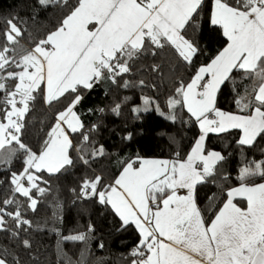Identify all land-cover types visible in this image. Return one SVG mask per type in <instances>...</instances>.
Listing matches in <instances>:
<instances>
[{"label":"snow or ice","instance_id":"1","mask_svg":"<svg viewBox=\"0 0 264 264\" xmlns=\"http://www.w3.org/2000/svg\"><path fill=\"white\" fill-rule=\"evenodd\" d=\"M36 4L68 11L55 30L30 49L20 48L24 31L14 18L7 20L2 33L0 166L6 167L11 187L10 195L0 201V232L19 237L20 231L33 226L25 209L35 212L38 198L48 193L45 174L53 176L75 166L73 152L84 165L105 156L104 145L93 137L100 125L86 127L82 118L85 110L79 106L85 94L105 82L137 86L124 77L146 56L157 57L167 49L180 67L193 69L191 76L175 83L167 114L149 97H141V105L131 111L139 118L154 110L175 122L177 109L183 110L199 130L194 143L174 159L137 153L121 160L119 175L110 181L100 174L83 179L78 197L95 198L119 217L122 229L137 230L139 240L130 264H264V183L252 182L254 177L264 178V159L241 167L237 186L221 188L223 199L210 219L197 200L198 186L214 183L226 160L221 151L207 146L210 135L237 130L236 143L246 147L264 138V0H76L74 4L36 0ZM202 15L204 29H219L224 39L214 56L195 67L204 49L189 33L200 30ZM150 68L163 71L155 62ZM235 73H240L238 84ZM226 82H232L236 111L218 107V94ZM144 84L143 79L138 81V86ZM38 98L45 106L62 107L33 150L22 137ZM120 108L117 103L112 112L119 115ZM134 135L128 131L122 139L131 142ZM17 160L20 169L12 167ZM237 198L247 206H238ZM208 199L215 203L217 196ZM6 217L14 221V229L8 228ZM88 231H93L91 225ZM64 239L86 242L89 237L81 233ZM22 242L31 247L27 239ZM0 264L8 261L0 258Z\"/></svg>","mask_w":264,"mask_h":264},{"label":"trees","instance_id":"2","mask_svg":"<svg viewBox=\"0 0 264 264\" xmlns=\"http://www.w3.org/2000/svg\"><path fill=\"white\" fill-rule=\"evenodd\" d=\"M69 2L74 4L76 0ZM67 11V7L56 5L42 8L36 4V0H0V43H3L2 33L7 27V20L14 18L24 31L20 48L30 49L35 41L55 30ZM204 18L202 15L200 30L189 33L204 49L196 59L195 67L214 56L224 39L219 29H204ZM154 62L162 65V72L151 71L150 65ZM192 72V68L180 67L169 50L165 49L157 57L146 56L131 74L124 77L137 83V86L124 88L105 82L86 93L79 106L85 110L82 118L86 127L93 123L100 125V130L93 133V137L96 144L104 145L105 156L84 165L78 154L73 152L74 167L53 176L45 174L49 180L48 193L38 198L35 212L24 211L25 218L33 226L27 231H20L19 237H13L11 231L0 232V258H5L8 264H130L133 259L131 252L139 240L137 230L131 226L122 229L119 217L95 198H79L81 181L98 174L103 175L106 182L110 181L119 175L120 161L137 153L146 158L161 159H174L177 152L185 155L199 134L186 112L177 109V119L172 122L154 110L141 113L137 118L131 109L141 105V97H149L167 114V100L174 92L175 83L181 78L187 80ZM234 75L238 84L240 73ZM141 79L145 82L143 87L138 86ZM234 97L232 82H226L218 94V107L224 111H236ZM117 103L121 105L119 115L112 112ZM61 107L59 103L45 106L41 99H37L22 137L33 150L38 149L50 124L54 122L55 112ZM101 108L103 112L99 111ZM89 109L91 111H87ZM128 131L135 133L131 142L122 139ZM238 138L239 132L233 130L219 136L210 135L206 141L210 149L221 151L226 156L214 183L197 188L198 204L206 219H210L220 206L223 199L221 188L239 184V169L250 161L264 159V138H257L251 147L239 146L236 143ZM12 167L20 169V161H15ZM224 176H227V180ZM7 179L6 167L0 166V180L4 181L0 184V201L10 195L11 186ZM252 182L264 183V178L254 177ZM212 194L217 196L215 203L208 199ZM236 203L242 208L246 207L243 200ZM5 219L8 220V228L14 229V221L7 217ZM90 225L92 232L88 231ZM81 233L89 237L86 242L64 239ZM24 239L29 241L30 248L24 247ZM101 243L103 248L99 247Z\"/></svg>","mask_w":264,"mask_h":264},{"label":"crops","instance_id":"3","mask_svg":"<svg viewBox=\"0 0 264 264\" xmlns=\"http://www.w3.org/2000/svg\"><path fill=\"white\" fill-rule=\"evenodd\" d=\"M238 200H242V199L237 198L236 201H238ZM236 201H234V202L236 203ZM243 201H244V200H243ZM245 203H246V201H245ZM238 206H239V205H238ZM246 206H247V204H246Z\"/></svg>","mask_w":264,"mask_h":264}]
</instances>
